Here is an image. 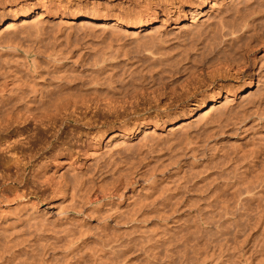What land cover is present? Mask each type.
<instances>
[{"label":"bare ground","instance_id":"6f19581e","mask_svg":"<svg viewBox=\"0 0 264 264\" xmlns=\"http://www.w3.org/2000/svg\"><path fill=\"white\" fill-rule=\"evenodd\" d=\"M168 1L0 0V264H264V0Z\"/></svg>","mask_w":264,"mask_h":264},{"label":"rangeland","instance_id":"374dc122","mask_svg":"<svg viewBox=\"0 0 264 264\" xmlns=\"http://www.w3.org/2000/svg\"><path fill=\"white\" fill-rule=\"evenodd\" d=\"M57 2H58V0H56ZM60 1V3L61 4H72V5H74L75 4V2H77L78 0H59ZM95 1H98V0H82V3L84 4V5H89V6H92V3H94ZM100 2H103V3H105V2H107L108 0H99ZM109 1H111L112 3H114V4H121V5H124V6H126L127 4L128 5H130L131 4V0H109ZM136 2H137V0H135ZM143 2L144 0H138V3H141V2ZM172 1V2H171ZM73 2H74V4H73ZM170 2V8H171V11H172V14H174L175 13V5H177V2L175 1V0H169L168 1V3ZM174 3V4H173ZM173 4V5H172ZM127 5V6H128ZM232 74H233V76H237V72H232ZM142 94H140L139 95V99L137 100L138 101V104L140 105V103H141V107L140 108H143V104L145 105V107H146V105H148L147 107H149V106H151V105H149V104H151V102H153V101H151V102H149L148 100H149V98H148V95H142L143 97H140ZM158 95V94H157ZM146 96H147V98H146ZM172 97L173 96H171V95H158V96H156V98L155 99H158V101H159V103L160 104H164V102L167 100V99H169V100H171L172 99ZM144 99V100H143ZM147 99V100H146ZM141 101H143V102H141ZM147 101H148V103H147ZM140 102V103H139ZM146 102V103H145ZM152 104H154V103H152ZM138 105V106H139ZM68 130H70V127L68 128ZM76 135H79L78 133H75V137L73 138V141H75V138H76V140H77V138L79 137V136H76ZM77 143H79V141L77 142ZM77 163H79V167H80V164L82 165V162L80 163V162H77ZM25 183H26V187L24 188V190H35V192H36V194H33V195H31V197L32 198H34V197H36V195H41L42 193H43V191L45 190V187H42L40 190L38 189V187L36 186V185H34L32 182H31V180H30V178H29V173L27 172V177H26V179H25ZM26 188H28V189H26ZM32 188V189H31ZM110 191H112V189L110 190ZM45 192V191H44ZM47 193V192H46Z\"/></svg>","mask_w":264,"mask_h":264}]
</instances>
